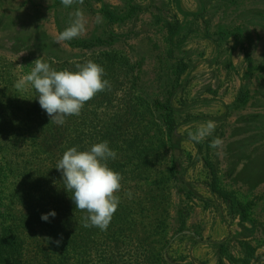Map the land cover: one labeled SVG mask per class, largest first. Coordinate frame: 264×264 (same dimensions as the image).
<instances>
[{
	"label": "rangeland",
	"instance_id": "obj_1",
	"mask_svg": "<svg viewBox=\"0 0 264 264\" xmlns=\"http://www.w3.org/2000/svg\"><path fill=\"white\" fill-rule=\"evenodd\" d=\"M103 5L110 15L101 13ZM77 10L86 31L56 43ZM168 21L181 27L176 48ZM37 58L72 72L91 60L104 68L110 90L63 125L51 123L32 86L15 87ZM180 63L186 71L173 97L180 149L171 151L160 112L145 103L169 97ZM140 99V113L124 111ZM123 118L141 123L143 143L123 146L107 162L125 163L112 168L123 179L107 230L84 228L86 213L76 209L61 173L30 181V139L46 131L80 138L133 133L134 124L117 129ZM210 120L212 135L190 141L188 134ZM215 137L223 142L218 148L210 147ZM35 161L59 160L42 154ZM0 165L16 169L0 183V232L14 227L21 264H239L253 252V264H264V0H84L71 7L0 0ZM51 211L56 216L42 221Z\"/></svg>",
	"mask_w": 264,
	"mask_h": 264
},
{
	"label": "clouds",
	"instance_id": "obj_2",
	"mask_svg": "<svg viewBox=\"0 0 264 264\" xmlns=\"http://www.w3.org/2000/svg\"><path fill=\"white\" fill-rule=\"evenodd\" d=\"M84 0H61L64 7L74 4L83 5ZM86 19L83 13L77 10L69 22V26L62 31L56 40L60 44L78 38L86 31ZM29 74L20 79L15 87L20 90L30 84L37 93L38 103L48 115L50 122L63 125L68 116H79L85 103L94 96L110 90L109 81L102 79L105 70L102 66L89 60L83 65L76 64L78 71H57L37 58L32 62ZM23 67V66H17ZM216 127L214 121H207L195 132L188 134L189 140L199 143L212 135ZM219 137H215L210 144L218 148L222 144ZM117 153L110 149L108 141L93 144L89 150L78 151L71 147L63 153L56 169L60 171L64 189L71 193L70 198L77 210L85 212L82 217L84 228L96 227L106 231L114 213L117 211L122 185V175L108 166L109 159H115ZM131 197V193L127 194ZM55 211L41 216V220L48 222L49 217L54 218ZM50 241L51 238H46ZM57 246L60 240L53 241Z\"/></svg>",
	"mask_w": 264,
	"mask_h": 264
},
{
	"label": "trees",
	"instance_id": "obj_3",
	"mask_svg": "<svg viewBox=\"0 0 264 264\" xmlns=\"http://www.w3.org/2000/svg\"><path fill=\"white\" fill-rule=\"evenodd\" d=\"M108 7V6H107ZM103 5V8L100 10L102 14L104 15H110L112 13V10L108 9ZM167 31L169 32V40L170 43L173 45V48L177 47L176 38L179 37L181 32V27L179 24L168 21L165 23ZM67 66L71 67L72 65L70 63L66 64ZM186 71V65L183 63H180L176 67V71L173 74L175 76V79L172 80L171 88L167 91V94H169V97L164 102H158V103H145L146 106L152 111V113L160 112L159 119H157L158 123L164 128L165 134H166V141L168 149L171 151L179 150L180 144L177 141L178 139V121L176 117L177 108L174 104V96L176 93V90L179 87V82L181 79V76ZM244 95H242L238 101L245 103L246 100H244ZM135 100V99H134ZM141 102V99L137 102L136 105L132 104H126L127 106L124 107V111L130 113H140L141 109L140 107L143 105H139ZM140 120V119H139ZM135 125V130L131 134H122L119 132L115 133H107L105 135H102L100 137H91V136H85L80 138L81 136H69V135H58L57 133L46 131L41 133L40 135H32L33 137L30 139V147L32 149L31 156L32 158V167L30 169L31 171V180L29 176V180L31 182H35V179L37 180L44 178V180H50L54 177V174H59L60 171L56 169L55 163L48 165L43 164V166H39V164H35L36 161H40V158L42 154L47 155L49 158L51 157V160L56 159L59 160L60 155L58 154V151L61 153L63 148L65 150L71 148V147H77L78 151H85L89 150V148L96 143H100L103 141H108L109 147H111V150H119L120 152L117 154L124 153L123 146L125 148H134L136 145L141 147L143 143V137L140 132H137L138 129H141V123L139 121L134 120H127L124 118L122 121L119 122V127L117 129H122L125 125L127 127H130L132 125ZM137 153H140L139 148H137ZM119 157V156H116ZM62 158V155H61ZM112 159H109V161ZM115 161V160H114ZM110 162L108 166L111 165V169L114 168L117 171H121L120 167L122 164L125 165L123 161L118 162ZM45 167V168H44ZM50 171L48 174L40 173L43 172V170ZM26 170V169H25ZM16 169L9 166H2L0 165V183L6 181V178H9L12 174H15ZM31 184V183H30ZM188 190L186 192V195L188 198H191L192 193ZM57 203L61 201V198L55 197ZM178 216L180 217V220L182 224H185L187 220L188 213H184L183 210L178 213ZM240 220L244 221L245 217L242 215L240 217ZM57 224V223H56ZM182 226V225H181ZM14 227H7L5 230L0 232V264H21L23 256H22V240L20 241L19 237L14 231ZM181 229L177 230V233H179ZM57 238V239H56ZM53 239L56 241L58 240V236H54ZM55 246H57L54 243ZM58 248V247H56ZM243 258H239L238 263L239 264H253L255 259V253L247 254L243 253ZM235 259H230V263L235 262Z\"/></svg>",
	"mask_w": 264,
	"mask_h": 264
}]
</instances>
